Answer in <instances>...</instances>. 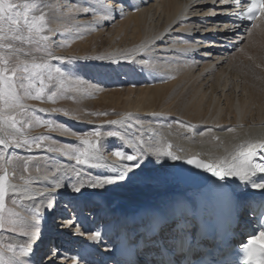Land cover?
Segmentation results:
<instances>
[{
    "label": "bare ground",
    "instance_id": "bare-ground-1",
    "mask_svg": "<svg viewBox=\"0 0 264 264\" xmlns=\"http://www.w3.org/2000/svg\"><path fill=\"white\" fill-rule=\"evenodd\" d=\"M53 2V53L77 58L71 64L63 60L68 64L69 77L58 83L71 87L78 99L67 106L66 111L72 112L67 116L53 111L55 106L49 103L25 101L35 109L60 113L55 123L71 129L67 133L52 132L55 140H60L53 147L65 143L81 147L72 132L79 134L98 125H103L101 130L105 131L109 128L107 121L122 119L129 113L139 118V124L129 122L134 125L129 135L142 124L145 140L153 135L150 130L162 132L174 150L183 147L187 155L203 154L206 160L224 156L246 141L264 142V18L249 29L235 26L233 18L240 3L234 0L227 4L221 0H122L119 6L124 8L123 17L113 13L115 19L106 21L100 18L107 15L108 7H118L117 0H83L82 6L71 0ZM83 6H91L94 14H83L79 11ZM65 41L66 46H58ZM146 47L154 49L148 54L154 67L142 71L138 61ZM124 52L135 54L137 61L125 62L120 56ZM106 54L111 58L94 59ZM34 56L54 61L47 54ZM177 120L193 125V130L179 127ZM169 124L173 125L171 129ZM102 144L105 163L116 161L110 150L130 151L118 138H104ZM21 151L36 159L29 161L27 173L23 172V159L9 165V172L14 170L17 177L11 182L23 187V181L18 179L21 174L39 178L30 186L35 193L32 200L20 199L25 195L23 191L17 193L22 215L40 209L31 257L34 264H47L49 260L56 264H119L113 254L111 232L113 227L127 223V212L153 203L166 205L175 198L181 202L178 196L183 184L175 178L180 161H157L150 156L125 180L92 188L88 186L90 178L118 173L109 167L81 169L70 157L46 149ZM73 168L81 172L80 177ZM57 181L64 186L51 189L49 186ZM78 181L85 185L80 193L72 188ZM221 182L235 189L242 217L252 221L250 201L264 190L245 186L238 178ZM184 186H191V180ZM49 195L53 197L51 206ZM187 195L196 196L193 192ZM67 211L72 216H66ZM166 226L170 231V223ZM96 231L101 233L100 238L91 240L89 237ZM27 239L20 234L16 242L20 245Z\"/></svg>",
    "mask_w": 264,
    "mask_h": 264
},
{
    "label": "snow or ice",
    "instance_id": "snow-or-ice-1",
    "mask_svg": "<svg viewBox=\"0 0 264 264\" xmlns=\"http://www.w3.org/2000/svg\"><path fill=\"white\" fill-rule=\"evenodd\" d=\"M238 3L239 0H234ZM122 0H117L118 7L107 8V15L102 16L101 20L115 19L113 13L123 17L124 8L119 6ZM221 3L227 4L228 0H221ZM247 7L243 12L237 13L236 18L242 21H256L264 18V0H245ZM131 6V5H129ZM45 5L40 0H0V236L4 232L12 234H22L28 237L27 241L19 246L13 243H5L0 240V264H34L31 259L33 254V244L37 237L39 227L38 221L41 219L40 209L34 208L27 216L22 215L15 207H8L9 194L11 193V204L17 205V193L23 191L24 196L20 199L32 200L35 193L31 192V184L39 178H33L29 175L27 178L21 174L18 179L23 181L21 187L11 181L16 179V173L13 170L9 172V165L14 160H24L23 172H28V163L35 160L36 156L29 155L21 157L16 154L17 149H28L35 147L46 149L47 152H59L64 157H70L75 161V165L83 168H101L109 167L116 171L117 175H96L88 180V186L92 188L103 187L104 185L113 184L116 181L125 180L128 173H133L134 169L141 167L142 162L147 157H155L157 161L163 158H170L172 161H182L197 170L211 173L212 176L224 181L228 178H238L244 182L245 186L252 189L264 190V142L246 141L235 145L231 151H226L224 156H216L210 160L203 159V154L187 155L183 147L176 148L162 132L153 131V135L147 140L143 138V125L136 129V132L129 135V129L134 125L129 123L135 120L139 124V118L133 117L131 113L119 120H109V128L101 131L103 125L95 126L91 130L82 133L72 132L76 135L81 147H74L65 143L62 147L45 146L43 141L51 139L49 136L29 137L27 129L34 124L46 126L50 130L69 132L70 128L64 124H56L51 119H39L35 116L36 112L44 113V109H35L30 107L25 101L27 99L51 101L55 103L61 98V89L47 91L45 80L54 84L53 73L60 77L61 80L67 79L69 73L61 67H53L47 61L37 63L35 61L28 63L20 60L21 54L29 55L24 51V45H34L36 51H45L53 60H67L69 64L77 58L57 57L51 51L49 45L54 43L49 35L44 33H53L56 30L49 27L51 18L44 11ZM51 7V6H47ZM83 14H94L91 6L79 8ZM99 25L100 21H96ZM256 25L253 24V27ZM227 38V37H225ZM163 42V37L159 38ZM67 41L62 45L66 46ZM43 46V47H42ZM154 49L146 47L144 55L140 56L138 63L141 70H151L154 65L150 63L149 53ZM163 51V49H161ZM125 62L137 61V56L133 53L124 52L120 54ZM111 55L106 54L97 56L94 59L106 60ZM120 62L119 59L116 60ZM79 82V77L76 78ZM39 82V87H37ZM78 90V89H77ZM53 111L59 112L60 109ZM67 116L69 113L64 112ZM95 115H108V113H96ZM157 114H153L155 116ZM176 124L181 128H186L189 132L193 130V125L187 122L177 120ZM169 129L172 124L167 125ZM210 132L211 129H208ZM228 131H234L229 128ZM205 133H201L204 135ZM118 138L128 145L130 151L123 148L110 150L111 155L116 161L107 162L104 154V145L102 138ZM219 139V137H214ZM11 150V151H10ZM180 153H185L181 155ZM39 171V168L36 169ZM77 177L81 172L76 168L72 169ZM255 178V179H254ZM64 185L58 181L51 184V189L60 188ZM84 182L78 181L72 185L73 191L80 193L84 188ZM48 191V189H45ZM49 206L53 197L49 195ZM210 210L208 199H202L194 207L187 203L177 204L171 209L160 210L159 220L167 222L171 220L175 228L173 239L182 241L188 240L187 225L200 218V215H206ZM101 236L99 231L91 234V240H98ZM182 251V250H181ZM242 253L238 258V264H264V226L258 228L256 233L249 236L247 243L240 246ZM180 257L162 262H150V264H180ZM191 264V262H189Z\"/></svg>",
    "mask_w": 264,
    "mask_h": 264
},
{
    "label": "rangeland",
    "instance_id": "rangeland-1",
    "mask_svg": "<svg viewBox=\"0 0 264 264\" xmlns=\"http://www.w3.org/2000/svg\"><path fill=\"white\" fill-rule=\"evenodd\" d=\"M71 1H72V3L73 2L75 3V4L73 3L74 5L78 4V6H80V5L82 6V4H83V0H71ZM40 2L43 5L46 6V7H44V11L48 13V16L51 18V21H52V19L54 18L53 17V10H54V7H53L54 2H53V0H40ZM47 6H51V7H47ZM49 27H51V23H50ZM44 34L45 35H49L50 38H51V40L54 37V35H53L54 33H48V32H46ZM23 47H24V51L25 52H28L29 55L26 56V55L21 54L20 57H19L20 60H23V61L28 62V63H31L33 61H35L37 63H41V62L47 61L53 67H61L65 72H67L68 64L64 63L63 61L54 60L52 62L51 60H46L45 57L43 58L42 56L37 58L36 56H34L35 54L37 56L38 55L39 56L40 55H43L44 56L47 53L45 51H43V50L36 51L34 45H24ZM49 47H50L51 51L54 52L52 43H50ZM61 50H62V48H61ZM32 55H33V57H32ZM53 77H54V84H51L47 80H45V87H46V90L47 91L56 90L57 88H60V84L58 83V80L60 79V77L57 76L55 73H53ZM37 87H39V82H37ZM61 92H62L61 98L58 99L55 103H52L51 101L33 100V99H27L26 101H28L30 103H40V102L41 103H44V104L49 103V105H52L53 107L55 106V108H53V110L54 109H60L61 111H59V112L64 113L66 111V109H68L67 106L69 104L71 106V104H73L74 102H76L78 98L76 97V94L73 92V89L71 87H68L67 84H63V88L61 89ZM63 106H65V108H62ZM63 109H65V111ZM67 111H68L69 115L72 114V112H70L69 110H67ZM88 113H90V112H87V114ZM59 114L60 113H49V112L45 111L44 113L36 112L35 113V116L38 117L41 120H43V119H51L55 123L57 120H59L58 119ZM36 130H39V131L40 130H43L45 132H43V133H41L39 135H34L33 132L36 131ZM101 131L103 132L104 130H101ZM52 132H55V131L54 130H50L46 126H40L38 124H34L31 128H28L27 129V134L29 135V137H32V138L39 137V136H49L51 139L46 140V141H43V144L45 146H47V145L54 146L56 144L58 145V142H60L59 139H56L55 140V137L52 136V134H51ZM111 139H113V138H111ZM53 140H55L56 143ZM102 141H104V138H102ZM15 151H16V154L19 155V156H21V157H24V156L26 157L27 156V154H25L24 152H22L21 149L15 150ZM21 153H22V155H21ZM17 161L18 160H14L13 161V164L17 163ZM8 207H15L17 211H20V209L23 208V206L19 203V201H18V204L17 205H15V206L12 205L11 204V199L9 200ZM68 208H69V210L71 209L69 206H68ZM68 215L70 217V216H72V213L71 212L69 213L67 211L66 216H68ZM19 235L20 234H12V233H9V232H4L3 235L0 236V240H3V242H5V243H13V244L19 246V243L16 242L17 238H19ZM49 245H50V243H47V246H49ZM54 261L55 260H52V261L49 260V262L47 264H56V261L55 262Z\"/></svg>",
    "mask_w": 264,
    "mask_h": 264
},
{
    "label": "water",
    "instance_id": "water-1",
    "mask_svg": "<svg viewBox=\"0 0 264 264\" xmlns=\"http://www.w3.org/2000/svg\"><path fill=\"white\" fill-rule=\"evenodd\" d=\"M184 165H187V164L180 161L179 165H177V167H176V171H178V169H180V167H182ZM207 176L208 175H206L205 173H202L201 171L197 172V178L193 179L194 184L196 186H200L203 183V181L206 179ZM201 178L203 179L202 181L200 180Z\"/></svg>",
    "mask_w": 264,
    "mask_h": 264
}]
</instances>
